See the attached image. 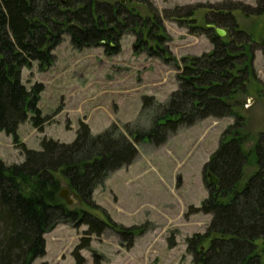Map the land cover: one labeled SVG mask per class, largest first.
I'll return each mask as SVG.
<instances>
[{
  "label": "trees",
  "instance_id": "1",
  "mask_svg": "<svg viewBox=\"0 0 264 264\" xmlns=\"http://www.w3.org/2000/svg\"><path fill=\"white\" fill-rule=\"evenodd\" d=\"M235 12L262 16L264 0L256 7L241 2L221 6L219 14L224 15L210 22L227 36L220 38L214 29L203 27L213 49L179 63L169 48L164 19L194 22V11L162 16L148 0H0V131L14 137L25 157L12 165L0 160V264H34L46 255L45 236L61 224L88 227L73 252L75 264H87L82 251L93 252L95 264H101L103 257L92 250V237H102L109 227L131 248L136 230L89 211L100 210L93 200L95 190L110 174L132 165L138 145L160 147L180 128L208 118L234 122L204 166L208 196L196 211L210 215L211 222L204 234L187 240V252L193 264H264L258 246L264 242V130L254 138L249 135L244 103L251 83L262 84L255 60L259 48L264 53V40L261 44L242 30ZM65 34L75 49L103 48L110 56L120 53L125 34H133L136 54L177 65L179 88L159 107L147 129L128 126L125 132L110 129L94 135L80 122L72 143L43 138L41 150L29 149L18 141L19 127L30 121L44 132L49 118L39 108L44 86L28 88L22 70L35 62L41 70L53 66V51ZM154 102L144 98L143 109ZM249 168H255L250 175ZM64 188L77 203L70 206L60 197Z\"/></svg>",
  "mask_w": 264,
  "mask_h": 264
},
{
  "label": "rangeland",
  "instance_id": "2",
  "mask_svg": "<svg viewBox=\"0 0 264 264\" xmlns=\"http://www.w3.org/2000/svg\"><path fill=\"white\" fill-rule=\"evenodd\" d=\"M148 1L162 16L166 12L180 17L188 11L195 12L194 22L164 19L171 39L169 48L180 63L183 58L201 56L213 49L202 29L213 25L210 20L214 17L224 15L219 14L221 6L241 2L256 7L258 0ZM138 7L147 14L145 7ZM234 16L239 27L262 44L264 15L245 17L235 12ZM135 40L133 34H125L120 41V53L110 56L103 48L75 49L71 37L65 34L53 51L56 57L53 66L41 70L35 62L31 68H24L22 82L28 88L39 83L44 86L39 108L49 121L44 132H38L30 121L22 124L17 132L19 143L33 150H41L43 138L72 143L80 122L89 125L94 135L110 129L125 132L128 126L134 130L149 128L159 107L166 105L179 88L178 69L173 63H164L145 53L136 54ZM255 69L262 84L253 81L244 99L247 132L252 138L264 130L262 48L256 51ZM146 97L154 98L155 104L143 109ZM233 122V118H208L180 128L160 147L142 143L132 165L108 176L93 194L100 210L89 211L106 222L111 219L124 229L136 231L131 248L110 227L102 237L93 236L92 250L103 257L101 264H193L187 240L195 234H204L211 222L210 215L196 211L208 196L204 166ZM0 160L7 165L25 160L14 137L1 131ZM254 171L255 168H249L247 174ZM69 198L77 203L73 194ZM87 229V226L77 229L71 225L57 226L45 236L46 255L34 264H75L73 252ZM258 246L264 258V242L260 241ZM82 255L87 264H95L93 252L82 251Z\"/></svg>",
  "mask_w": 264,
  "mask_h": 264
},
{
  "label": "water",
  "instance_id": "3",
  "mask_svg": "<svg viewBox=\"0 0 264 264\" xmlns=\"http://www.w3.org/2000/svg\"><path fill=\"white\" fill-rule=\"evenodd\" d=\"M207 27H208V28H212V29H214L215 32H216V34H217L220 38H224V37L227 36V32H226L224 29H220V28H218V27H216V26H214V25H207ZM208 177L211 179V183H212L213 185H217V184H218V180H217L215 177H213V176H211V175H209ZM70 194H71V192H70L68 189H63V190L60 192V197H61L62 199H64V200L68 203V205L71 206V205H73L74 202L69 198Z\"/></svg>",
  "mask_w": 264,
  "mask_h": 264
}]
</instances>
